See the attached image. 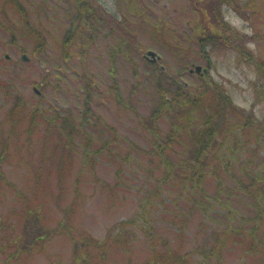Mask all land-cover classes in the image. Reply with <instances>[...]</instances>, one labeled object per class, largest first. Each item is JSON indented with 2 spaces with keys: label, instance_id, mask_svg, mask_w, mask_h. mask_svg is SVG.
<instances>
[{
  "label": "rangeland",
  "instance_id": "1",
  "mask_svg": "<svg viewBox=\"0 0 264 264\" xmlns=\"http://www.w3.org/2000/svg\"><path fill=\"white\" fill-rule=\"evenodd\" d=\"M16 1L29 26L23 23ZM99 1L108 11L118 12L119 20L123 19L118 0ZM144 1L150 7L149 18L156 19L154 22L162 20L166 25L159 33L172 46L141 27L136 15H128L122 27L108 16L98 23L93 42L81 59L75 41L64 56V42L78 0H0V181L3 176L16 186L0 182V261L12 250L6 245L15 236L30 241L40 234L39 228L45 227L53 230L50 240L43 241L44 246L30 260L27 258L26 264H71V243L58 225L65 210L70 211L75 227L88 230L98 239H104L120 220L143 213L137 222L140 239L132 256L135 263L150 256L143 229L152 232L160 248L171 244L183 256L195 248H209L214 232L229 226L223 207L207 213L193 207L200 200L199 191L184 189L186 183L179 169L170 180H164L155 137L142 125L144 118L159 106L160 89L177 88L173 76L182 73L181 81L193 88L201 84L197 73L189 72L190 68L208 64L191 41L195 33L190 22L196 18V3ZM236 3L238 8L224 6L225 21L242 34L240 39L238 33L229 37L231 42L242 45L246 54L228 47L209 50L212 67L208 76L255 119H263L264 88L261 91L260 85L264 81L258 76L257 65L264 63V0ZM122 9L129 13L127 0H122ZM30 27L46 37V50L38 56L33 51L36 39ZM10 32L15 35L13 43ZM148 50L161 55L156 64L164 72L144 57ZM23 54L29 59L21 61ZM85 67L95 76L92 107L117 130V139L102 120L93 119L90 125L82 126L86 89L81 76ZM47 70L52 77L43 87L35 85L43 82ZM114 79L119 97L113 87ZM41 95L44 98L39 100ZM261 95L263 100L259 101ZM58 107L77 127L72 148L58 147L56 135L45 131V118L53 116ZM35 109L42 118L30 135L29 119ZM160 126L167 130L170 121L163 119ZM13 127L15 138L11 137ZM182 147L177 142L171 151L176 163L180 162L178 152ZM251 154L255 153L249 151L248 156ZM260 154H264L263 150ZM206 187L212 194L214 184ZM159 189L161 194L154 196L152 193ZM237 203L240 213L253 214L250 199L242 198ZM28 206L34 212L29 213ZM245 243L241 239L228 242L225 264H259L251 257L241 256L247 249ZM199 259L194 255L185 264H196ZM128 262L122 252H115L111 264Z\"/></svg>",
  "mask_w": 264,
  "mask_h": 264
},
{
  "label": "trees",
  "instance_id": "2",
  "mask_svg": "<svg viewBox=\"0 0 264 264\" xmlns=\"http://www.w3.org/2000/svg\"><path fill=\"white\" fill-rule=\"evenodd\" d=\"M191 1L196 3V10H198L196 18L190 22L191 29L195 33L191 41L197 44L201 54L207 59V67H204V69L207 68V71L197 73L201 84L196 88L181 81L182 73L176 77L173 76L177 88L173 91L160 89L161 102L150 116L144 118L145 120L142 118L144 120L142 125L148 128L149 133L155 137L157 155L160 156V162L164 168V180H170L176 169H179L180 175L184 176L186 183L184 189L187 192H190L191 189L199 191L200 200L197 205L192 204L193 207L198 206L206 213L211 209L223 207L229 226L214 232V241L209 248H195L194 251L187 252L183 256L179 255L171 244L166 243L163 248H160L159 244L155 242L152 232L142 228L145 237L149 240L150 256L135 263L132 256L135 244L140 239L137 222L144 215L143 213H140L139 216L136 215L135 218L120 220L107 231L104 239H98L88 230H80L75 227L70 217V211L65 210L58 225L71 243V264H111L115 252H122L127 256L130 261L127 264H185L194 255L200 257L196 264H225L224 257L228 242H238L240 239L247 245V249L241 256L243 258L251 257L252 261L264 264V154H260L262 150L264 152V118L255 119L253 113L240 107L223 86L208 76V71L212 67L209 50L228 47L238 50L240 54H246L242 45L230 41L229 36L237 34L238 30L229 26V23L225 21L224 6L237 7V3L236 0ZM117 4L123 16L121 20H119L118 12L108 11L99 0H78L76 13L64 42V44L66 43L64 56L68 55L69 45L75 41L80 48L79 55L81 59H84L93 42L98 23L108 16L116 25L122 27L129 19L128 15H136L141 27L155 33L167 45L172 46L170 41L159 33L166 25L163 26L162 20L154 22L156 19L152 21L149 18L151 16L148 15L147 10H150V7L144 0H127L129 13L123 12L122 0H118ZM16 8L20 11L23 23L29 26L27 16L18 1H16ZM30 30L36 39L33 51L38 56L46 50V37L35 28L30 27ZM10 35L13 43L15 35L12 32ZM238 35L240 39L242 34L238 33ZM151 64L159 71L164 72L158 64ZM257 73L263 82L264 63L257 65ZM49 77H52V72L47 70L43 82H35V85L43 87ZM81 78L86 89L82 126L90 125L93 119L99 122L102 120L105 126L115 133L114 137L117 139V130L103 120L92 107L95 76L85 67ZM260 86L263 91L264 82ZM113 87L116 96L119 97V88L115 79ZM42 98H44L43 95L39 97V100ZM262 100L263 96L261 95L259 101ZM54 113L53 116L45 118L46 133L51 131L56 135L54 138L59 143L58 147L61 146L64 149L63 146H69L72 148L70 144L76 135L77 127L71 124L72 119L68 115L61 113L60 107L54 109ZM41 118L42 115L39 116L38 109H35L29 119L28 133L30 135L34 127H38ZM163 119L170 121V127L167 130H162L160 126V121ZM12 121L14 122V120ZM11 137H16L15 127L11 130ZM46 138L50 139V136H46ZM177 142L183 146L182 150L178 152L181 158H179V163H176L171 156L173 146ZM104 144L103 147L107 145V143ZM249 151H253L255 154L248 156ZM1 181L16 188L3 176ZM211 183L214 184V188L212 194H209L206 185ZM152 194L159 196L161 191L160 189L155 190ZM242 198L251 200L250 205L254 211L250 216L240 213L238 209L237 202ZM28 211L32 213L34 209L28 206ZM29 218L30 216L26 217V219ZM234 223L239 225L235 227ZM39 231L40 234L30 241L23 240L22 236L19 238L15 236L10 244L6 245L12 250L0 261V264L28 263L32 256L38 254L39 249L44 246V242L50 240L49 236L52 235L51 231L53 230L43 227L39 228ZM27 258L29 259L27 260Z\"/></svg>",
  "mask_w": 264,
  "mask_h": 264
},
{
  "label": "water",
  "instance_id": "3",
  "mask_svg": "<svg viewBox=\"0 0 264 264\" xmlns=\"http://www.w3.org/2000/svg\"><path fill=\"white\" fill-rule=\"evenodd\" d=\"M145 57L150 60V62L152 63H157L160 59H161V55H159L156 51L154 50H148L147 53L145 54ZM150 57H152V59H150ZM23 59L24 60H28V57L26 54L23 55ZM163 67V66H162ZM197 71V72H201L202 70V67L200 65L198 66H195L194 68H191L190 69V72H194V71Z\"/></svg>",
  "mask_w": 264,
  "mask_h": 264
}]
</instances>
